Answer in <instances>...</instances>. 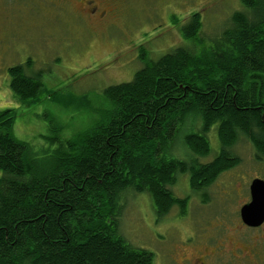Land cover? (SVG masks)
Segmentation results:
<instances>
[{
	"label": "trees",
	"instance_id": "16d2710c",
	"mask_svg": "<svg viewBox=\"0 0 264 264\" xmlns=\"http://www.w3.org/2000/svg\"><path fill=\"white\" fill-rule=\"evenodd\" d=\"M229 25L199 39L192 13L181 28L187 43L158 59L141 58L130 82L103 90L99 121L38 158L13 135L14 110L0 111V264H152L153 255L119 233L123 193H147L159 215L186 200L170 187L189 175L193 191L239 164L227 150L243 136L264 160V0H239ZM9 88L35 103L42 84L24 67L9 68ZM196 157L172 156L179 133ZM215 127L219 154L207 134ZM116 210V211H114Z\"/></svg>",
	"mask_w": 264,
	"mask_h": 264
},
{
	"label": "rangeland",
	"instance_id": "374dc122",
	"mask_svg": "<svg viewBox=\"0 0 264 264\" xmlns=\"http://www.w3.org/2000/svg\"><path fill=\"white\" fill-rule=\"evenodd\" d=\"M73 2L59 4L79 12L76 20L57 6L0 0V111L14 110L13 135L38 158L53 153L54 138L63 143L98 122L103 90L130 82L143 65L141 58L156 60L186 45L181 28L192 13L200 15L198 36L206 43L229 25L234 12L243 11L239 0H119L118 6H111L118 12L116 25L104 30L106 23L97 20L90 27L78 20L87 6ZM97 7L99 12L109 8ZM15 66L40 77L35 103L19 101L10 90L8 70ZM188 127L183 126L171 151L183 161L196 158L182 145ZM207 140L210 153L199 159L203 164L220 152L215 127ZM227 152L239 164L198 190L201 195L190 191L188 174L176 177L170 190L176 199L186 200L183 211L175 206L160 216L147 193H123L117 209L119 233L126 242L150 252L152 264H171L174 248L178 261L264 264V225L248 228L239 218V209L249 202L251 181H264V160L243 136Z\"/></svg>",
	"mask_w": 264,
	"mask_h": 264
},
{
	"label": "flooded vegetation",
	"instance_id": "af4514ba",
	"mask_svg": "<svg viewBox=\"0 0 264 264\" xmlns=\"http://www.w3.org/2000/svg\"><path fill=\"white\" fill-rule=\"evenodd\" d=\"M74 1L75 2L73 3L76 4V6H87L85 9L81 10L80 14L82 15H78L79 17L82 18V19L78 18V20L82 21L83 23H84L83 20H85L87 22V26L92 27L97 22V20L100 22H103V24L104 23L107 24L104 27V30L116 25L114 21L118 18V12L116 8H113V7L118 6L119 0H116V1H113V0L111 1L110 0H74ZM60 2H62V0H34V4L30 6H57L59 7L60 10L67 13L71 17L72 16L75 17V20H76V15L79 14V12L78 13L74 12L73 14L72 13L73 11H71L70 7L60 6L61 4ZM1 5L6 6L4 1L3 3L1 2ZM97 6H109V8H106V10H102L99 12ZM190 191L201 195V193L198 190L193 191L192 189H190ZM263 225L264 223L261 226ZM175 251L176 249L174 248L169 254L171 264H205L203 258L196 259V261H194L193 263H191L187 259H181L180 261H178L175 257H173V254L175 253Z\"/></svg>",
	"mask_w": 264,
	"mask_h": 264
},
{
	"label": "water",
	"instance_id": "95a60500",
	"mask_svg": "<svg viewBox=\"0 0 264 264\" xmlns=\"http://www.w3.org/2000/svg\"><path fill=\"white\" fill-rule=\"evenodd\" d=\"M241 223L257 228L264 223V181L254 179L249 185V202L239 209Z\"/></svg>",
	"mask_w": 264,
	"mask_h": 264
}]
</instances>
